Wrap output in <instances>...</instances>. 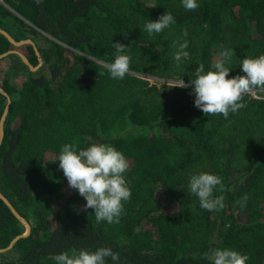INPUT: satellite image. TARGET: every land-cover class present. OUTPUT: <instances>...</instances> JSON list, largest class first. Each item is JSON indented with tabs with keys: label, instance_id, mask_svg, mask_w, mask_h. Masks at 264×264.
<instances>
[{
	"label": "trees",
	"instance_id": "1",
	"mask_svg": "<svg viewBox=\"0 0 264 264\" xmlns=\"http://www.w3.org/2000/svg\"><path fill=\"white\" fill-rule=\"evenodd\" d=\"M197 3L187 11L182 0H0V26L17 40L33 38L44 58L36 71L17 53L0 59V84L11 96L0 190L32 224L0 251V264H57L61 252L100 247L119 253L118 264H212L216 248L264 264V97L246 94L227 118L205 116L190 83L200 64L214 71L225 49L234 52L229 78L243 75L244 58L264 54V0ZM165 12L175 24L149 36L144 25ZM184 40L189 57L177 71L171 48ZM115 42L131 57L122 80L100 66L114 61ZM14 47L38 63L32 43L15 46L0 31V53ZM142 64L164 77L179 74L189 87L147 86ZM172 86L176 92L167 93ZM7 103L0 91V118ZM66 143L77 151L109 144L125 156L132 195L119 223H97L69 187L57 159ZM201 172L222 178L223 191L217 186L213 196L225 197L223 209L204 210L189 192L190 177ZM54 195L63 199L52 211ZM25 230L0 197V247Z\"/></svg>",
	"mask_w": 264,
	"mask_h": 264
},
{
	"label": "clouds",
	"instance_id": "2",
	"mask_svg": "<svg viewBox=\"0 0 264 264\" xmlns=\"http://www.w3.org/2000/svg\"><path fill=\"white\" fill-rule=\"evenodd\" d=\"M39 4L41 0H36ZM187 11H195L199 4L197 0H182ZM175 18L170 12H165L157 20H150L144 25V30L149 36L160 33L170 25L175 24ZM187 36V30L183 31ZM176 45L174 44V47ZM188 41L179 43L174 54L177 64L189 57L186 51ZM115 59L110 63H101L113 79L122 80L130 70V55L125 54V44L113 43ZM234 52L225 49L220 52V59L215 63V70L204 71V65L200 64L196 69L195 78L190 83L194 85L192 91L195 93V106L205 116L222 114L224 118L229 112L236 113L245 105L242 99L246 94L255 90L264 91V54L258 57H246L240 66L243 75L229 78L230 67ZM173 86L180 88L189 87L184 80ZM172 86V87H173ZM74 144H64L61 147L58 160L59 168L63 170L69 187L78 190L79 194L86 200L85 209H94L97 223L107 221L109 224L119 223L124 205L131 198V189L126 185L122 175L129 167L125 156L115 147L109 144L93 143L86 149L77 151ZM56 159V160H57ZM220 186L223 191L222 178L215 174L201 172L194 174L189 179V192L198 197L200 207L207 211H218L224 207L223 195L213 196L214 189ZM248 196L238 203L246 206ZM208 253H204L207 258ZM111 258L118 264L119 253L110 247H100L96 251L87 249L79 250L78 254L70 256L67 252H61L54 257L57 264H106V258ZM212 264H246L249 256L230 248H216L211 253Z\"/></svg>",
	"mask_w": 264,
	"mask_h": 264
},
{
	"label": "water",
	"instance_id": "3",
	"mask_svg": "<svg viewBox=\"0 0 264 264\" xmlns=\"http://www.w3.org/2000/svg\"><path fill=\"white\" fill-rule=\"evenodd\" d=\"M0 31L2 33H4L7 38L15 45V46H20L21 44H24V43H32L33 46H34V49H35V52L37 54V57H38V63L37 64H33L31 62V60L29 59L28 55L22 51L20 48H17V47H14V48H10L6 51H3L0 53V59L10 53H17L23 60V62L25 64L28 65V67L33 70V71H36L38 70L44 63V58L42 56V53L36 43V41L31 38V37H27V38H24V39H21V40H17L7 29L3 28L0 26ZM0 91H2L6 96H7V99H8V103L4 109V112L0 118V145L3 141V138H4V135H5V120H6V117H7V114H8V111H9V104L11 102V96L10 94L4 89V87L0 84ZM0 197L6 202V204L10 207V209L13 211V213L26 225V230L22 233H19L17 235H15L10 243L5 246V247H0V251H6L7 249H10L13 247V245L15 244V242L23 237V236H27L30 232H31V229H32V224L31 222L25 217L23 216L19 210L14 206V204L12 203V201L0 190Z\"/></svg>",
	"mask_w": 264,
	"mask_h": 264
},
{
	"label": "rangeland",
	"instance_id": "4",
	"mask_svg": "<svg viewBox=\"0 0 264 264\" xmlns=\"http://www.w3.org/2000/svg\"><path fill=\"white\" fill-rule=\"evenodd\" d=\"M172 34H171V39H172ZM194 38V37H192ZM51 45V43H47L46 45V48ZM174 45V44H173ZM176 48H171V56L174 57V54L176 52ZM180 66H176L174 69H176L177 71H179L181 68H179ZM41 68V67H40ZM39 68V69H40ZM46 68V67H45ZM140 71L138 74L143 77L144 79H146L148 81V83H145V85L149 86L151 85L152 83H156L157 86L159 87H163L164 85H174L175 83H178L180 81L183 80V77H181L179 74L176 75L175 78H171V77H164V76H161L157 73H154L152 71H147L145 70V65L142 64L140 66ZM44 69V67H43ZM167 93H175L176 92V89L174 87H167ZM264 92V91H263ZM252 95L254 96H257V95H260L258 93H255V92H252ZM34 185H37L36 183H34ZM63 197L61 196H53V198L51 199V202H50V207L52 209V211H54L56 209V207L61 203Z\"/></svg>",
	"mask_w": 264,
	"mask_h": 264
},
{
	"label": "built area",
	"instance_id": "5",
	"mask_svg": "<svg viewBox=\"0 0 264 264\" xmlns=\"http://www.w3.org/2000/svg\"><path fill=\"white\" fill-rule=\"evenodd\" d=\"M261 94L260 95H257V96H260V97H264V92L262 90L259 91ZM263 93V94H262Z\"/></svg>",
	"mask_w": 264,
	"mask_h": 264
}]
</instances>
